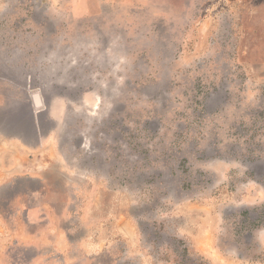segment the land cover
I'll use <instances>...</instances> for the list:
<instances>
[{"label": "rangeland", "instance_id": "rangeland-1", "mask_svg": "<svg viewBox=\"0 0 264 264\" xmlns=\"http://www.w3.org/2000/svg\"><path fill=\"white\" fill-rule=\"evenodd\" d=\"M0 131L10 264H264V0H0Z\"/></svg>", "mask_w": 264, "mask_h": 264}, {"label": "crops", "instance_id": "crops-1", "mask_svg": "<svg viewBox=\"0 0 264 264\" xmlns=\"http://www.w3.org/2000/svg\"><path fill=\"white\" fill-rule=\"evenodd\" d=\"M33 143L35 142L25 137H15L13 134L9 135L0 131V264H10L13 255L18 254L16 247L19 244L24 249L25 247L37 248L38 255L35 258H39V261H41V254H43L41 250H45V245L40 244L43 234L40 229L37 233L38 243H32L30 239H27L28 242L16 243L15 241H19V239L14 237L15 230L12 227L15 224H22L23 226L29 224L34 208L35 211L38 208L39 217L42 210L43 230L45 228L47 217L45 194L48 186L42 178L47 176V157L45 154L42 157H33L41 154L40 142L37 147H34L35 144ZM19 178L29 179L37 183L34 189L28 190V196L35 194L38 198L36 205H32L34 208L28 202H23L24 204L21 203L15 207L12 198L10 199L9 194H14V183ZM41 195L44 197L43 200H40ZM1 226L6 228H1ZM26 236L32 237L30 233H26ZM32 238L34 239L35 236ZM10 239L11 243L9 244Z\"/></svg>", "mask_w": 264, "mask_h": 264}, {"label": "bare ground", "instance_id": "bare-ground-1", "mask_svg": "<svg viewBox=\"0 0 264 264\" xmlns=\"http://www.w3.org/2000/svg\"><path fill=\"white\" fill-rule=\"evenodd\" d=\"M37 102V101H36Z\"/></svg>", "mask_w": 264, "mask_h": 264}]
</instances>
